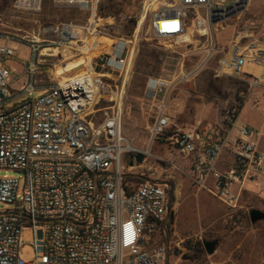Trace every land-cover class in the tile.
I'll return each instance as SVG.
<instances>
[{"label":"built area","instance_id":"obj_1","mask_svg":"<svg viewBox=\"0 0 264 264\" xmlns=\"http://www.w3.org/2000/svg\"><path fill=\"white\" fill-rule=\"evenodd\" d=\"M249 1L175 0L152 12L149 23L158 39L174 46H197V59L185 73L147 82L155 108L148 129L150 146L167 138L169 153L191 160L196 188L229 209L238 206L243 184L264 173L256 131L239 121L244 94L223 110L218 121L169 138L164 136L169 126L166 111L176 86L212 61L216 77L240 79L245 62L264 66V40L236 36L227 46L215 40V27L228 13L245 11ZM42 2L13 0L11 9L36 16ZM52 5L76 8L88 16L85 22L39 27L28 41L29 55L18 87L15 70L5 62L16 56L20 44L0 36V170L18 175L0 177V203L12 206L0 211V264H168L169 244L155 243L153 238L156 233L168 236L170 186L158 181L147 166L149 150L132 148L120 130L125 85L119 79L128 67L131 41L113 37L114 19L98 16L97 0H52ZM101 39L104 42L98 43ZM50 50L59 54L60 63L81 56L84 60L62 74H57L55 65L54 80L47 83L39 78L43 73L39 66L53 57ZM246 83L249 89L264 86V75ZM37 91L42 93L34 97ZM18 96L25 98L5 107ZM103 101L110 105L96 108ZM101 110L104 117L96 122ZM224 150L233 154L235 166L215 172ZM126 153L133 166L121 165ZM136 153L143 155L140 164L133 158ZM137 167L147 169L146 177L155 183H129V169ZM24 226L33 237L30 260L19 256ZM176 261L179 264V257Z\"/></svg>","mask_w":264,"mask_h":264},{"label":"rangeland","instance_id":"obj_2","mask_svg":"<svg viewBox=\"0 0 264 264\" xmlns=\"http://www.w3.org/2000/svg\"><path fill=\"white\" fill-rule=\"evenodd\" d=\"M12 1H0V36L8 35L11 41L20 44L16 56L8 58L5 62L6 66L15 70L14 86L18 87L23 79L22 66L29 55L28 41L37 34L39 27L69 20L85 22L88 13L76 8H54L52 0H43L38 15L26 16L12 11ZM163 1L174 3L175 0H97L99 17L114 19L116 27L111 32L113 37L122 36L123 39L131 41L127 47L128 67L119 79V82L125 85L121 105V134L132 148L139 151L149 150L150 156L147 157L146 164L151 168V172L157 176L158 181L169 184L171 191L176 190V197L172 196L173 209H170L169 224H173V232H168V236L172 238L168 264H178L173 253L174 248L177 256L187 259L179 264H257L264 259V220L251 223L249 210L264 212V187L253 188L247 184L252 191L242 193L238 206L229 209L205 191L196 188L188 170H184L187 161L176 152H170L169 156L170 150L163 144V140L150 146L148 129L154 118L155 108L147 92L148 80L152 77L168 80L176 78L181 72L189 70L197 59L196 45L174 46L172 41L158 39L150 31L151 13L159 10ZM141 14L142 22L135 32ZM228 15L224 22L215 27L217 44L230 42L236 36L249 40H264V0H250L245 11L239 14L230 12ZM122 17L130 19L123 21L120 20ZM47 52H53L54 55L51 58L46 57V61L39 66L43 72L39 78L48 83L54 80L52 73L55 65L56 71H59L63 62L60 63V56L55 55L56 51ZM208 66L213 67V62ZM205 74L208 78L198 76L188 83L179 84V90L173 91L175 94L172 110L178 109V103L180 105L186 102L188 106L192 105L199 96L217 99L213 108L218 109L217 106L227 100L229 95L232 94L236 102L240 93L248 100L254 91V88L249 89L247 83L241 79L214 78L209 72ZM262 74L264 66L254 62H245L240 72L243 78H259ZM184 90L189 93L183 95ZM41 93L35 92L34 97ZM24 98L18 96L5 107H11ZM108 105L110 104L103 101L96 108ZM239 116L259 131L258 148L264 150V109L248 104L242 108ZM103 117L102 110L97 111L95 121L101 122ZM130 156V153L122 156L123 167L130 163ZM147 172V169L139 167L129 169L130 176L141 180L148 175ZM5 174L18 176L11 171L0 170V177ZM261 177L264 179V176ZM138 183L132 182V185ZM10 209L12 206L0 203V211ZM32 239L30 228L24 226L21 234L22 246L19 250V256L23 260L33 257ZM205 241L217 242L211 255L204 250Z\"/></svg>","mask_w":264,"mask_h":264},{"label":"crops","instance_id":"obj_3","mask_svg":"<svg viewBox=\"0 0 264 264\" xmlns=\"http://www.w3.org/2000/svg\"><path fill=\"white\" fill-rule=\"evenodd\" d=\"M165 1L161 2V8L160 9H163L165 7V5H168V4H173V3H170V2H167V3H164ZM175 2V1H174ZM217 43V42H216ZM220 43V42H219ZM230 42H225V43H222V44H218L219 46H227ZM213 62V61H212ZM212 62H210L209 64H211ZM209 64H207V66H205L204 68H202L193 78H191L188 82L192 81L194 78L198 77L201 78V77H205V78H208L207 77V74L205 73H211L212 76L214 78H222V77H230V76H221V77H216L214 74H213V67H214V62H213V67L212 66H208ZM264 75V74H262ZM198 78V79H199ZM233 78V77H231ZM252 78V77H251ZM251 78H243L240 76V79L242 81H247ZM260 78V77H259ZM238 79V78H237ZM188 82H181L180 84L182 83H188ZM179 85L176 86V88L173 90H179ZM185 94H188L189 92L188 91H183V95ZM175 94L174 92H172L171 94V97L169 99V104H168V107H167V111H166V115L167 117L169 118V126H168V130L170 132V135L169 136H172V135H176L178 133H181V132H187L189 130H192L193 128L197 127V126H204L208 123H211V122H215V121H218L221 117V114L223 112V110L227 107V106H230L232 105L235 101H234V98H233V95H229L228 99L225 100L222 104L218 105V109H214V105H216V101L217 99H214V98H211V99H206V98H200L201 96H199V98H197L196 100L193 101L192 105L188 106L186 104V102H182L178 103L177 106L178 109L176 110H172V102L174 100V95ZM252 105L253 107H261V109H264V86H261V87H256L254 88V91L249 95L248 97V100H245V103L243 104L242 108L245 106V105ZM213 108V109H212ZM241 108V110H242ZM172 110V111H171ZM241 110H240V113H241ZM239 113V115H240ZM204 116L206 118H204ZM239 121L242 123V124H245L249 127H251L253 130L256 131V138H255V144H256V148L262 152H264V150H261L258 148V142H259V131L252 127V124H250L247 120H243V119H240V116H239ZM169 138V137H168ZM160 140H163V144L166 146V141H167V138H160L158 141ZM157 141V142H158ZM177 154V153H176ZM179 155V154H178ZM180 157L184 158L187 163L185 162V167L186 169L184 170H188V173L191 177V167H192V163H191V160L186 157V156H182V155H179ZM235 166V158L233 156V154L230 152V151H227V150H224L219 158V160L217 161V163L215 164V172H223V171H227L231 168H233ZM261 176H264V173H262L261 175L255 177L254 180H249V181H246L244 184H243V190L241 192L244 193V192H247V191H252V189L248 188L247 184H250L253 186V188H257V187H264V179H262ZM212 177L211 176L209 178V182L212 180ZM173 195L174 197H176V190L173 191ZM171 209H173L171 207ZM171 218V216H170ZM172 222H173V218H172ZM172 227H173V224H169V221H168V232H173L172 231ZM153 241L156 243V242H164L166 244V241L167 243L169 244V247H170V242H172V238L167 236V239L164 235H161L159 233H156L154 238H153ZM175 251V248L173 250V253ZM176 256V259L177 257H180V256H177L176 254H174ZM169 256V251H168V255ZM168 258V257H167ZM186 261V260H183V262ZM258 264V263H257Z\"/></svg>","mask_w":264,"mask_h":264},{"label":"water","instance_id":"obj_4","mask_svg":"<svg viewBox=\"0 0 264 264\" xmlns=\"http://www.w3.org/2000/svg\"><path fill=\"white\" fill-rule=\"evenodd\" d=\"M133 158H134L136 164H140L142 162V160H143V155L141 153H136L133 156ZM129 165L130 166H133L132 157H130V163H129ZM131 176H133V175H131ZM142 180L143 181H149V182L155 183V181H152V180H150L147 177H143ZM167 194H168V197H170V195H171V189H168L167 190ZM249 220H250L251 223H256L258 221L264 220V212H262L260 210H257V209H250L249 210ZM216 244H217L216 241H205L203 243V247H204L205 252L208 255H211L214 252V250H215ZM166 246L168 247L167 241H166ZM174 254H177L176 250L174 251ZM183 260H187V259H185V257H183V256H180L179 257V263L183 262Z\"/></svg>","mask_w":264,"mask_h":264},{"label":"bare ground","instance_id":"obj_5","mask_svg":"<svg viewBox=\"0 0 264 264\" xmlns=\"http://www.w3.org/2000/svg\"><path fill=\"white\" fill-rule=\"evenodd\" d=\"M142 16L143 15L141 14L140 17H139V21H138V24L136 26L135 32L138 31L139 25L142 22ZM103 42H104L103 39L98 41V43H103ZM85 54H89V52H86ZM93 54L94 53L91 52L90 56L93 55ZM83 60H84V56H81L79 58H75V59H72V60H66L65 62H67V63L64 64L65 62H63L62 66H59V67H61V69L59 71H56V72H57V74H62L64 72H66V71H69L71 68L76 67L79 64H81L83 62Z\"/></svg>","mask_w":264,"mask_h":264},{"label":"trees","instance_id":"obj_6","mask_svg":"<svg viewBox=\"0 0 264 264\" xmlns=\"http://www.w3.org/2000/svg\"><path fill=\"white\" fill-rule=\"evenodd\" d=\"M169 135H170V132L167 131V133H165L164 136L168 137ZM127 181L132 184V182H139L140 183L143 180H141L140 178L133 177V176H128L127 177ZM172 196H173V190L171 191V195H170V203H169V208L170 209H171V205H172Z\"/></svg>","mask_w":264,"mask_h":264}]
</instances>
